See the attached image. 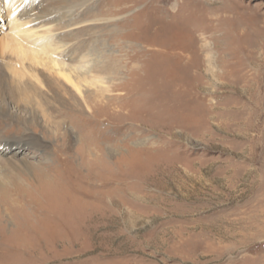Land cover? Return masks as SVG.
Wrapping results in <instances>:
<instances>
[{
    "label": "rangeland",
    "instance_id": "obj_1",
    "mask_svg": "<svg viewBox=\"0 0 264 264\" xmlns=\"http://www.w3.org/2000/svg\"><path fill=\"white\" fill-rule=\"evenodd\" d=\"M17 5L0 40L49 15L65 69L110 75L31 66L42 110L0 87V264H264V0Z\"/></svg>",
    "mask_w": 264,
    "mask_h": 264
},
{
    "label": "bare ground",
    "instance_id": "obj_2",
    "mask_svg": "<svg viewBox=\"0 0 264 264\" xmlns=\"http://www.w3.org/2000/svg\"><path fill=\"white\" fill-rule=\"evenodd\" d=\"M16 2H17V0H13V1L6 0V6L8 7V10H10V9L12 11L14 9L16 10V8H14V7H18V5L16 6ZM70 2H72V1H70ZM78 4H80V3H78ZM9 5L12 7H10ZM70 7H72V6H70ZM75 8H77V7H75ZM80 8H82V7H80ZM45 10H47V9H45ZM52 12H54V11H52ZM52 12L49 13L50 16H52L51 15ZM47 16L49 17V15H47ZM46 17L44 15V18H40L39 20H28L30 18V13H28V11H26V14H25V11L23 13L21 12V13H19V18L21 21H24V24H26L28 26L24 25L22 28H20V25L14 26L13 25L14 21H12V25L9 26L10 27V32H9L10 34H8L7 36L5 35V37L1 38V40H0V87H2L3 84H5V86L7 87V91L9 93V95H13L14 93H12V92H16L18 95V92H20L19 96H21V95L24 96L29 102L26 101L25 99H23V100L28 102L27 104H29V105L31 104V99H32L31 94H32L33 95V102L35 100L34 99L35 97L40 101L39 106H40L41 110H42V108H44L45 104H48L49 102L45 101L44 98L41 99L40 96H38V91L33 86H31L30 84H28V85L24 84L23 85V83H22L23 79L27 78L29 73H31L30 78L35 77L33 75V69L31 66H33L37 63H43L44 66H46L48 69H52V70L56 71L55 72L56 75L60 78V80H61L60 82L64 86L71 85L72 87H74V89H75L74 91H78L79 93H81V86L78 84H81L82 81H85L86 78L85 77L83 78L82 72L80 73L77 68H80V70L86 69V71H84V74L85 75H91V79L89 81L87 80L86 83L88 85L94 87V88L97 87V84L102 82V80L104 79L103 78L104 76H101V73L108 75V76L110 75L107 72L108 71L107 68H103L102 70H100L98 68L99 67L98 65L93 67V69L90 67L88 69L87 68L88 64L83 65V63H82L81 67H78L77 64L80 63L79 60H80V58H82V52L79 51L78 48H76L75 50H72L71 52H70V50L68 52L60 51V46H59V48L57 47V42L55 41V39L50 38L51 34L49 35V32L51 29L49 28L50 29L49 30L48 27H47V30H46V28H43V30L45 31L44 34L39 32V33H41V35H37L38 37L36 36V38H35L34 32L36 31V29H39V28L42 30V27H43L42 23L47 19ZM12 18L14 20V16ZM71 18H73V15L69 18L70 21H71ZM39 24H41V26ZM46 24L47 23H45L44 25H46ZM28 27L30 29H28ZM31 27L33 28V36H32V28ZM54 35H55V33H54ZM61 44L64 45L63 43H61ZM88 51H89V49H88ZM77 52H79L78 55H80L79 60L78 61L71 60L72 66H70L68 69H65L63 62H61L60 59L66 58L67 60H69L71 57V54H77ZM77 58H78V56L74 57V59H77ZM111 60H113V59H111ZM60 62H61V64H60ZM50 64L53 65V67L48 66ZM56 67H60L59 70H56L55 69ZM75 69H77V70L75 71ZM68 71H70V72H68ZM43 81L47 82L48 78L44 76ZM99 86H101V85H99ZM15 99H16V97H15ZM54 99L55 100L57 99L61 102H65V99L61 98V96H58V95H56V96L54 95ZM42 101H45V102H42ZM4 102H5V104H7L6 98H5ZM17 102H18L17 105L20 106V108H22L21 97H19ZM15 107H16V105H15ZM20 111H21V109H20ZM15 112H16V110H15ZM32 112H33L31 114L32 119L34 118L37 121L38 118L35 115L36 114L35 111H32ZM29 113L30 112L28 111L27 114H29ZM23 142L25 143V142H27V140L24 139ZM17 145L19 146L18 148L24 147V145L20 144L19 142ZM2 149L6 150L5 152H8L11 149V145L0 144V154L1 155L3 153V152H1ZM17 153H18V151L16 153H13V154L15 155ZM3 154L5 155L6 153H3Z\"/></svg>",
    "mask_w": 264,
    "mask_h": 264
}]
</instances>
